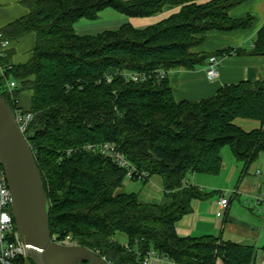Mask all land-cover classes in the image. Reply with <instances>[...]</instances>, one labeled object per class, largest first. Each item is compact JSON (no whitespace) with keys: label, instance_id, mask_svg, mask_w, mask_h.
Masks as SVG:
<instances>
[{"label":"trees","instance_id":"1","mask_svg":"<svg viewBox=\"0 0 264 264\" xmlns=\"http://www.w3.org/2000/svg\"><path fill=\"white\" fill-rule=\"evenodd\" d=\"M29 11L2 35L17 40L35 33L31 58L7 63L0 94L13 109L17 95L31 91L34 114L29 139L49 203V227L58 239L86 246L111 264H143L153 250L179 264H256L258 248L212 236L180 237L176 222L190 201L206 192L184 179L191 172L217 174L227 145L246 170L264 153V77L222 86L198 101H176L167 78L178 66L194 68L211 55L241 53L228 47L211 54L191 48L208 31L251 26L253 17L231 18V0H23ZM166 4L181 8L144 29L124 25L95 35H79L80 18L95 19L106 7L129 16H149ZM250 54L264 56V25ZM207 64V62H206ZM126 73H146L134 81ZM110 78L108 79V77ZM18 85L8 92L5 80ZM235 118L254 119L244 130ZM109 142L135 169H127L96 147ZM162 178L158 204L139 200L122 188L125 178ZM264 251V244L261 246ZM139 252V255L137 254ZM14 264H25L18 257ZM30 264H33L30 262Z\"/></svg>","mask_w":264,"mask_h":264},{"label":"crops","instance_id":"2","mask_svg":"<svg viewBox=\"0 0 264 264\" xmlns=\"http://www.w3.org/2000/svg\"><path fill=\"white\" fill-rule=\"evenodd\" d=\"M205 1L209 0H197L199 3ZM231 1H235V3L228 11L230 17L237 19L251 15L253 17L251 26L227 32L208 31L205 34V39L193 46L191 52L211 54L228 47H237L242 52L219 56V75L213 80L206 77L207 59L192 69L184 66L170 69L167 72V78L172 86L176 101H198L216 94L218 89L224 85L243 80H258L264 77V56L250 54L256 33L264 25V0ZM180 8L181 4H166L160 12L153 15L129 16L112 7H106L98 12L95 19L85 17L78 19L73 28L79 35H95L105 30H116L124 25L144 29L177 13ZM28 11L23 0H0V33L3 35V29L6 26L26 15ZM35 40L34 32H28L17 40H9L10 44L0 60V78L4 75L5 70L2 63L19 65L31 58ZM11 80L15 81L17 87L18 82L14 78L8 77L4 83L5 90L8 89L7 82ZM30 99L31 91L22 90L17 95L20 109H29ZM234 123L244 130H252L260 126L258 120L247 118H235ZM228 154L229 163L227 164L222 158V166L219 171L223 174L221 181L224 184H221L222 182L220 185L216 184L217 177L212 174L191 172L186 175L185 184L199 187L206 192V196L190 201V211L176 222L175 231L178 236L201 237L209 235L244 245H253L250 244V241H256L254 234L250 231L251 226L237 218L236 214L238 210L242 209L241 203H247L250 200L259 206V211L264 209V153H261L259 158L252 162L246 170L231 150ZM139 181L138 184L126 191L136 192L139 200L146 203L158 204L163 200L164 190L162 178L159 175L154 174L146 180ZM226 193H230L229 204L226 208H221L217 202L220 196ZM242 196H246L245 199ZM235 198H237V202L234 201ZM241 199L243 200L241 201ZM257 255L256 264H264V251L261 249Z\"/></svg>","mask_w":264,"mask_h":264},{"label":"water","instance_id":"3","mask_svg":"<svg viewBox=\"0 0 264 264\" xmlns=\"http://www.w3.org/2000/svg\"><path fill=\"white\" fill-rule=\"evenodd\" d=\"M14 109L0 94V164L9 188L10 214L25 246V264H110L86 246L59 243L49 227V203L29 143Z\"/></svg>","mask_w":264,"mask_h":264},{"label":"built area","instance_id":"4","mask_svg":"<svg viewBox=\"0 0 264 264\" xmlns=\"http://www.w3.org/2000/svg\"><path fill=\"white\" fill-rule=\"evenodd\" d=\"M10 44V41L2 36L0 33V60L3 58L4 53ZM220 59L216 55H211L208 58L206 64V77L209 80L216 79L219 75L218 67H219ZM4 69H6V65H2ZM157 75L164 76L167 72L165 70H158ZM130 79L137 81L139 79L149 77V74L146 73H126L125 74ZM110 76L108 77V79ZM7 87L9 91L13 90L16 87L15 81L11 80L7 82ZM15 118L18 124V128L23 136H25L31 127L32 120L34 118V114L29 111H24L22 109H14ZM88 149L98 148L99 151L114 159L117 164L121 167H125L127 169V176L131 177L135 169L131 166V164L126 160L122 153H120L116 147L109 142H105L102 144L94 145L88 144L86 145ZM218 206L221 208H226L229 204V196L223 194L220 196L218 202ZM53 240H55L53 238ZM57 241V240H55ZM58 242V241H57ZM64 244H73L69 237L65 238V240L61 241ZM59 242V243H61ZM139 255V252H137ZM18 257H23L25 260V246L21 241L19 234L16 230L15 223L12 215L10 214V198H9V188L7 185V181L0 164V264H14L15 260ZM143 264H179L174 260L168 259L164 256L159 255L157 252L153 250L147 251L142 257ZM215 264H220L218 261Z\"/></svg>","mask_w":264,"mask_h":264},{"label":"rangeland","instance_id":"5","mask_svg":"<svg viewBox=\"0 0 264 264\" xmlns=\"http://www.w3.org/2000/svg\"><path fill=\"white\" fill-rule=\"evenodd\" d=\"M2 65H7V62L2 63ZM7 91L11 92L8 89H7ZM229 151H230V149H229V147L227 145L223 146L222 151H221L222 158H223V160H225V162H227V164L229 163V160H228ZM36 165H37V163H36ZM37 168H38V166H37ZM38 170H39V168H38ZM39 172H40V170H39ZM40 174H41V172H40ZM212 175L217 177L216 178L217 180H216L215 183L220 185V183L222 182L221 178L223 177V174L219 172L217 174H212ZM41 178H42V175H41ZM42 181H43V179H42ZM139 182L140 181L137 180V179L125 178V180L123 181L122 188L123 189L126 188L125 190H130L134 185L138 184ZM252 183H253V181H252ZM221 184H224V182H222ZM43 187H44V185H43ZM229 194L230 193H227L228 196H229ZM242 197L245 199L246 196H242ZM242 200L243 199H241V201ZM234 201L237 202V198H235ZM241 204H242V206H241L242 209L238 210L236 216H237V218H239L240 220L248 223L249 226H251L250 231L254 234V236L256 238L255 239L256 241H250V244H253L255 247L258 248V254H259L261 252L260 248L264 244V219H263V217H264V209L262 211H259V208H258L259 206H256V204H254V202L251 201V200L248 201L247 203H243L242 202ZM52 238H54L58 242H61V241L65 240L63 238L62 239H58L56 234H53ZM73 244H75V243H73Z\"/></svg>","mask_w":264,"mask_h":264}]
</instances>
